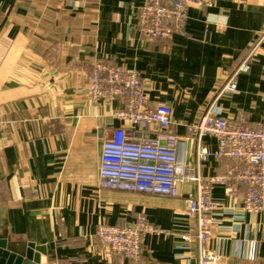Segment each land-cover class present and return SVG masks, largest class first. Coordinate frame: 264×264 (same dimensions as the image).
I'll return each instance as SVG.
<instances>
[{
	"label": "crops",
	"instance_id": "1",
	"mask_svg": "<svg viewBox=\"0 0 264 264\" xmlns=\"http://www.w3.org/2000/svg\"><path fill=\"white\" fill-rule=\"evenodd\" d=\"M141 4L0 0V119L8 121L0 127V233L45 246L41 264H197L196 246L186 241L190 222L181 220L193 184H180L174 198L99 187L101 141L120 125L114 111L124 102L94 103L84 68L99 58L135 69L150 102L170 107L172 131L192 137L206 102L258 38L264 0L190 5L184 33L169 40L141 34ZM219 106L228 119L264 123V39ZM201 142L218 147L212 135ZM187 158L188 173L204 177L224 176L233 165L227 157L197 161L194 145ZM212 196L230 206L225 183L213 185ZM141 214L170 232L145 236L138 260L101 246L100 224L122 225ZM248 239L258 243L255 260L243 257ZM206 247L218 254L214 264H264V210L221 217Z\"/></svg>",
	"mask_w": 264,
	"mask_h": 264
},
{
	"label": "built area",
	"instance_id": "2",
	"mask_svg": "<svg viewBox=\"0 0 264 264\" xmlns=\"http://www.w3.org/2000/svg\"><path fill=\"white\" fill-rule=\"evenodd\" d=\"M214 3L215 0H142L138 12L140 32L148 40H169L176 32L184 33L188 6L211 8ZM263 39L264 25L243 60L206 102L192 126V137H180L172 131L170 107L150 102L143 78L135 69L99 58L84 68L87 93L94 103L116 98L124 102L114 111L120 125L101 141L99 187L174 198L180 196V184H193L194 190L185 195L181 220L190 222L186 241L196 246L197 264H214L218 259L216 250L207 248L206 243L214 224H221V217L234 218L236 211L256 214L264 210V123L248 124L241 116L228 119L219 106L223 97L236 91L237 77L249 71L250 60ZM7 124L0 119V127ZM138 131L145 136L136 137L134 133ZM206 135L217 138L216 150L203 146L201 140ZM193 145L197 161L208 156L227 157L233 165L224 176L204 177L197 170L189 174L187 151ZM219 182L226 184L230 206L212 196V187ZM169 232L141 214L122 225L102 223L97 236L105 250L138 260L145 236ZM257 250V241L248 239L243 257L255 260Z\"/></svg>",
	"mask_w": 264,
	"mask_h": 264
},
{
	"label": "water",
	"instance_id": "3",
	"mask_svg": "<svg viewBox=\"0 0 264 264\" xmlns=\"http://www.w3.org/2000/svg\"><path fill=\"white\" fill-rule=\"evenodd\" d=\"M43 245L33 242L12 241L0 233V264H41V255H46Z\"/></svg>",
	"mask_w": 264,
	"mask_h": 264
}]
</instances>
